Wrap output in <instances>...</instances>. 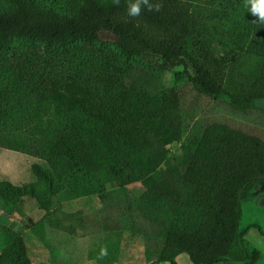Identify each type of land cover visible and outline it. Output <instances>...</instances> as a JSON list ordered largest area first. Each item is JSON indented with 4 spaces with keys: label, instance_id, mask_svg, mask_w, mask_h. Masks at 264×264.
Segmentation results:
<instances>
[{
    "label": "trees",
    "instance_id": "16d2710c",
    "mask_svg": "<svg viewBox=\"0 0 264 264\" xmlns=\"http://www.w3.org/2000/svg\"><path fill=\"white\" fill-rule=\"evenodd\" d=\"M235 1L150 0L160 11L142 8L138 17L127 15L129 0H71L68 7L0 1V146L48 163L32 165V183L0 181V211H20L31 199L47 219L65 189L100 195L108 185L139 181L147 192L138 211L150 231L128 247L125 234L111 230L108 243L89 254L94 264H177L182 254L190 264L259 262L264 255L246 238L259 228L242 229L241 222L243 204L264 181V136L212 123L190 140L195 150L183 172L167 161V147L181 140L207 99L243 114L264 101V22ZM102 32L115 37L125 61L155 74L182 68L175 75L182 82L161 92L148 77L129 103L121 77L101 61L81 55L65 68L49 60L97 42ZM17 43L37 46L44 60L2 63L18 56ZM21 129L27 137L16 134ZM162 165L170 167L172 190L156 175ZM7 238L0 264H34L26 236Z\"/></svg>",
    "mask_w": 264,
    "mask_h": 264
},
{
    "label": "rangeland",
    "instance_id": "374dc122",
    "mask_svg": "<svg viewBox=\"0 0 264 264\" xmlns=\"http://www.w3.org/2000/svg\"><path fill=\"white\" fill-rule=\"evenodd\" d=\"M57 3L59 7H68L71 0H57ZM235 6L237 10H241L247 6V0H236ZM114 41L115 37L111 33L102 32L97 42L81 43L74 46L72 52H57V58H53L55 54L53 53L49 60L57 59L59 65L62 64L65 68L77 66L81 55H84L85 59L91 57L101 61L115 69L114 72L121 77L120 86L124 84L129 103L135 102L136 96L141 92L143 80L148 77L157 80V87L161 92H168L182 82L176 80L175 76L176 73L183 71L182 68L155 74L140 62L122 59L114 46ZM15 46L18 56L2 60V63L14 66L24 64L27 58L32 56L40 61L44 60L43 51L33 44L17 43ZM205 103V108L189 126L181 140L167 147V161L169 164H176L181 172L185 170L195 150V145L190 140L199 135L209 124L223 122L264 136V101H258L246 114L233 111L224 102L207 99ZM43 118L47 120V117ZM15 132L17 135L27 137V132L23 129ZM34 164L48 166L45 158L0 146V181H8L15 186L32 183L36 180L31 169ZM170 172V167L162 165L158 169L160 174L156 175L167 177L168 187L172 190ZM106 188L105 193L100 195L92 193L88 196H79L71 189H65L54 197L55 212L53 216L49 214L47 219H45L46 212L40 210L31 199L23 201L20 211L14 213L0 211V253L9 244L7 235L10 232L24 235L32 242L30 253L34 264H94L89 260V254L92 250L103 248L108 243L107 237L113 229L125 234L128 247L133 246L138 241L135 239L151 228L138 211V206L144 207L142 200L147 189L139 181L123 186L108 185ZM164 188L162 186L160 189L162 194ZM55 220L63 222V227L57 225ZM71 227H73L72 231L69 230ZM253 227L259 229H251ZM241 228L251 229L246 238L264 255V236L261 235L264 234V181L257 185L243 204ZM184 260L179 258L177 264H184ZM255 264H264V256Z\"/></svg>",
    "mask_w": 264,
    "mask_h": 264
},
{
    "label": "clouds",
    "instance_id": "9594fccd",
    "mask_svg": "<svg viewBox=\"0 0 264 264\" xmlns=\"http://www.w3.org/2000/svg\"><path fill=\"white\" fill-rule=\"evenodd\" d=\"M119 3V0H117ZM247 5H250L249 12L258 17V20L264 22V0H247ZM143 9H147V11H160L159 4H153L150 0H129L127 7V15L130 17H138ZM107 250H101V256H106Z\"/></svg>",
    "mask_w": 264,
    "mask_h": 264
},
{
    "label": "crops",
    "instance_id": "0c3cea01",
    "mask_svg": "<svg viewBox=\"0 0 264 264\" xmlns=\"http://www.w3.org/2000/svg\"><path fill=\"white\" fill-rule=\"evenodd\" d=\"M179 258H183V259H185L184 261H185V263L184 264H186V263H189L190 262V260H189V256L187 255V254H182V255H180L177 259H176V262L178 263V261L177 260H179Z\"/></svg>",
    "mask_w": 264,
    "mask_h": 264
}]
</instances>
